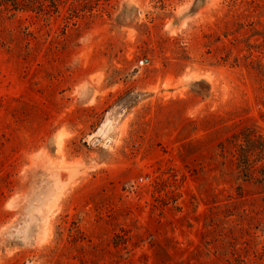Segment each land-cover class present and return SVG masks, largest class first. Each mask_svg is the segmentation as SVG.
Listing matches in <instances>:
<instances>
[{"label":"rangeland","instance_id":"374dc122","mask_svg":"<svg viewBox=\"0 0 264 264\" xmlns=\"http://www.w3.org/2000/svg\"><path fill=\"white\" fill-rule=\"evenodd\" d=\"M27 1L0 0V264H264V0Z\"/></svg>","mask_w":264,"mask_h":264},{"label":"trees","instance_id":"16d2710c","mask_svg":"<svg viewBox=\"0 0 264 264\" xmlns=\"http://www.w3.org/2000/svg\"><path fill=\"white\" fill-rule=\"evenodd\" d=\"M12 2V5L14 6V9H17V8H26L28 7V4L29 3L27 0H11Z\"/></svg>","mask_w":264,"mask_h":264},{"label":"built area","instance_id":"2783aa9c","mask_svg":"<svg viewBox=\"0 0 264 264\" xmlns=\"http://www.w3.org/2000/svg\"><path fill=\"white\" fill-rule=\"evenodd\" d=\"M141 63L144 64V61H142Z\"/></svg>","mask_w":264,"mask_h":264}]
</instances>
